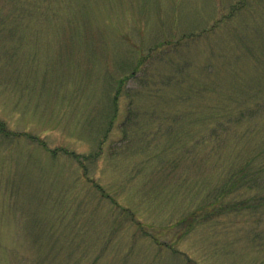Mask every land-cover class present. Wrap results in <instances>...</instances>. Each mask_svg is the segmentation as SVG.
<instances>
[{
  "label": "rangeland",
  "instance_id": "rangeland-1",
  "mask_svg": "<svg viewBox=\"0 0 264 264\" xmlns=\"http://www.w3.org/2000/svg\"><path fill=\"white\" fill-rule=\"evenodd\" d=\"M237 109L264 132V0H0V264H264Z\"/></svg>",
  "mask_w": 264,
  "mask_h": 264
},
{
  "label": "trees",
  "instance_id": "trees-1",
  "mask_svg": "<svg viewBox=\"0 0 264 264\" xmlns=\"http://www.w3.org/2000/svg\"><path fill=\"white\" fill-rule=\"evenodd\" d=\"M254 116L256 114L249 109H246L245 114L237 109L227 117L223 114L215 116L214 129L219 127L225 132L228 131L227 125L232 122L246 124V128L234 136L235 143L228 146L227 150H224L227 147L224 143L219 148L225 155L229 152L228 155L233 159L230 162L226 182L220 188L227 189L228 194H236L240 191L243 195L247 192L243 199L232 201L231 208L264 207V132L256 130L255 122L253 123ZM218 134L216 132V135ZM250 139H255L257 142L250 145ZM216 190H219V187H216Z\"/></svg>",
  "mask_w": 264,
  "mask_h": 264
}]
</instances>
